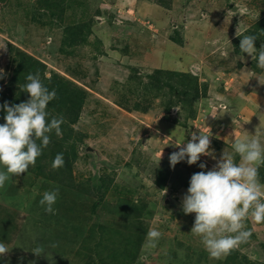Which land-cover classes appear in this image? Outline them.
Instances as JSON below:
<instances>
[{"label": "rangeland", "instance_id": "obj_1", "mask_svg": "<svg viewBox=\"0 0 264 264\" xmlns=\"http://www.w3.org/2000/svg\"><path fill=\"white\" fill-rule=\"evenodd\" d=\"M236 31L258 37V55L264 0H0V103L19 98L7 89L14 48L86 92L76 121L64 113L71 134L55 149L74 146V158L63 155L69 172L52 168L50 150L0 188V243L11 248L0 264H264V222L246 221L250 239L216 260L182 208L192 174L223 152L241 162L235 139L264 142V69ZM199 130L213 155L171 167L174 142ZM87 145L102 159L93 163ZM56 187L49 214L39 201ZM152 228L162 233L154 248Z\"/></svg>", "mask_w": 264, "mask_h": 264}, {"label": "clouds", "instance_id": "obj_2", "mask_svg": "<svg viewBox=\"0 0 264 264\" xmlns=\"http://www.w3.org/2000/svg\"><path fill=\"white\" fill-rule=\"evenodd\" d=\"M240 40V51L256 60L257 67L264 69V44L257 48L256 35H244L236 31ZM243 59V58H242ZM3 78V69H0ZM46 79L50 77L45 74ZM28 83L22 90L29 94L27 101L9 106L8 102L0 105L6 113L4 123L0 124V188L12 176H20L35 166L36 160L43 154L51 142V134L62 137L61 125L65 118L52 116L47 108L49 102L56 97L55 90L49 91L41 80L39 71L29 73ZM261 84L264 80L259 79ZM211 133H192L191 139L184 143L174 142L179 151L169 156L170 166L187 159L189 165L200 161L201 156L213 155L210 148ZM235 155L240 157L236 163L233 155L223 152L220 159L208 171L192 174L187 193L183 196L182 208L187 214L195 213L191 233L200 238L205 250L212 259L220 260L246 243L252 232L247 228L246 221L264 222V183L259 178V169L264 166V142L258 136L253 138H237L232 144ZM162 153L158 158V164ZM63 154L58 153L52 163L53 169L63 167ZM201 169L206 164L199 163ZM59 195V188L45 191L39 204L45 212L55 214L53 205ZM162 233L152 228L147 233V243L156 247ZM11 248L0 243V257L9 253ZM37 256L42 255L43 248L32 250Z\"/></svg>", "mask_w": 264, "mask_h": 264}, {"label": "trees", "instance_id": "obj_3", "mask_svg": "<svg viewBox=\"0 0 264 264\" xmlns=\"http://www.w3.org/2000/svg\"><path fill=\"white\" fill-rule=\"evenodd\" d=\"M75 34L77 36L79 35V31L77 29L75 31ZM14 49H15V59H14L15 64L12 70L13 75L12 77L9 78L10 87H8L7 89L8 90L10 89L9 91H11L10 94H8L10 97L14 96L15 94L13 93L18 90L19 98L18 99L14 98L13 100L8 101L9 106H11L12 104H18L20 102L27 101L29 99V94L23 91L21 88L23 85L28 83V81L26 80V77L29 73L35 74L37 71H39L41 80L43 81L44 85L49 89V91H51L52 89L51 87L54 86V90L57 92L56 97L52 101H50V104H51L50 108L53 107L54 111L49 112L50 113L49 119L52 116L59 117L61 115L65 118L66 117L65 114L69 113L71 118L70 119L66 118L67 123L68 122L73 123L74 121H76V118H77L76 110H78L79 108L78 106H75V104L77 102L79 103V101H81L82 98L85 96V93H86L85 90L79 88L78 85H76L75 83H72L71 81H70L71 83L68 80H66L65 82L62 79L64 78V76L62 75L60 76L59 74H57V72L56 73L51 72L52 75L50 76V79H46L44 75V72L46 70V64L44 62L35 58L31 54L26 53L25 51L21 49H18V48H14ZM11 86H13L14 88L11 89L12 88ZM2 94L3 93H0V95ZM0 105L2 104L0 103ZM62 108H66L69 111L66 110L65 112H63V110H61ZM5 114L6 113L3 111V109H0V121L5 122L4 121ZM62 133H63L62 137H57L54 132L51 134V142L49 146L43 150V154L40 157H38L36 160L38 164H40L39 163L40 159H43L48 156L47 154L48 152H50V150L53 156H56L58 153H62L63 155H66V156H68L69 154L71 158L75 157L76 153L74 150V146H72L71 149L68 151L61 150V149H57L55 151L56 145L59 144L60 141L69 138V135L71 134L70 130H67V129L65 130L64 127L62 128ZM53 159L54 158H51L49 160H51V162L53 163L54 161ZM69 161L70 160H67L66 162H64L65 163L64 169L66 170V172H69V169H68ZM37 169L40 172L41 169L40 168H37ZM62 169L63 167H61V170Z\"/></svg>", "mask_w": 264, "mask_h": 264}, {"label": "water", "instance_id": "obj_4", "mask_svg": "<svg viewBox=\"0 0 264 264\" xmlns=\"http://www.w3.org/2000/svg\"><path fill=\"white\" fill-rule=\"evenodd\" d=\"M233 8H235V6H233ZM85 151L90 152L93 155V163H96L97 161L101 160L102 158L100 157V154L98 152V150L94 147H91L89 145H87L85 147ZM164 202H168L167 198L164 199Z\"/></svg>", "mask_w": 264, "mask_h": 264}]
</instances>
